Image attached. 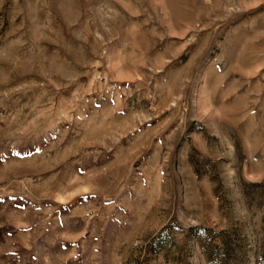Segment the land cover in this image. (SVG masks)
<instances>
[{"label":"rangeland","instance_id":"374dc122","mask_svg":"<svg viewBox=\"0 0 264 264\" xmlns=\"http://www.w3.org/2000/svg\"><path fill=\"white\" fill-rule=\"evenodd\" d=\"M0 264H264V0H0Z\"/></svg>","mask_w":264,"mask_h":264}]
</instances>
